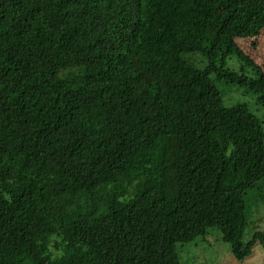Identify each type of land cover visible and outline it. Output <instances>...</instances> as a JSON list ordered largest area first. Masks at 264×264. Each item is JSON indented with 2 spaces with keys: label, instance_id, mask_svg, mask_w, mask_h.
<instances>
[{
  "label": "trees",
  "instance_id": "16d2710c",
  "mask_svg": "<svg viewBox=\"0 0 264 264\" xmlns=\"http://www.w3.org/2000/svg\"><path fill=\"white\" fill-rule=\"evenodd\" d=\"M261 33L264 0H0V264L248 258L264 120L223 96L264 106Z\"/></svg>",
  "mask_w": 264,
  "mask_h": 264
},
{
  "label": "rangeland",
  "instance_id": "374dc122",
  "mask_svg": "<svg viewBox=\"0 0 264 264\" xmlns=\"http://www.w3.org/2000/svg\"><path fill=\"white\" fill-rule=\"evenodd\" d=\"M238 44L264 65V33L257 37L238 39ZM226 65L236 67L237 61L230 57L226 60ZM223 99L227 105L246 102L264 120V106L258 105L255 95L244 87H230L224 92ZM255 230H264V209L253 216L251 224L244 231L243 240L247 241ZM179 256L182 264H264V242L256 244L252 254L240 261L230 252L228 243L221 239L219 231L214 230L204 239L197 238L194 242L180 246Z\"/></svg>",
  "mask_w": 264,
  "mask_h": 264
}]
</instances>
